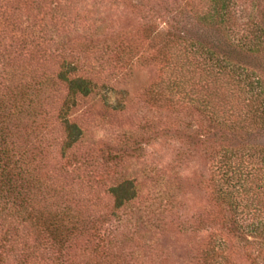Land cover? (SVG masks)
Here are the masks:
<instances>
[{
  "label": "trees",
  "instance_id": "16d2710c",
  "mask_svg": "<svg viewBox=\"0 0 264 264\" xmlns=\"http://www.w3.org/2000/svg\"><path fill=\"white\" fill-rule=\"evenodd\" d=\"M189 6L203 37L148 18L141 43L121 41L101 53L68 47L62 38L75 20L55 0H0V264L131 263L118 252L114 226L137 199L136 182L101 194L97 187L115 172L82 171L84 130L72 119L89 98L116 106L104 76L110 64L101 62L108 53L123 74L147 41L160 67L145 92L150 103L193 108L230 130H264V0ZM210 158L216 209L192 227L210 234L198 263L264 264V147L212 148Z\"/></svg>",
  "mask_w": 264,
  "mask_h": 264
},
{
  "label": "rangeland",
  "instance_id": "374dc122",
  "mask_svg": "<svg viewBox=\"0 0 264 264\" xmlns=\"http://www.w3.org/2000/svg\"><path fill=\"white\" fill-rule=\"evenodd\" d=\"M191 1L55 0L75 20L62 38L68 47L88 45L94 51L100 47L101 53L102 47L113 48L121 41L141 43L148 18L177 35L203 37ZM61 41L56 39V44ZM140 47L132 70L120 69L123 74L111 60L114 53L101 61L110 64L105 65L104 76L115 88L108 96L116 106L104 107L101 96H96L72 115L84 130L82 151L87 165L82 171L115 172L114 178L96 186L101 194L124 179L136 182L138 197L114 226L118 252L127 262L199 264V253L210 234L195 233L192 227L200 215L207 218L216 209L209 188L210 151L264 147V130H230L193 108L173 110L150 103L145 92L159 79L160 67L150 60L155 48L147 41ZM181 223L187 231L181 230ZM228 253L237 258L231 249Z\"/></svg>",
  "mask_w": 264,
  "mask_h": 264
}]
</instances>
